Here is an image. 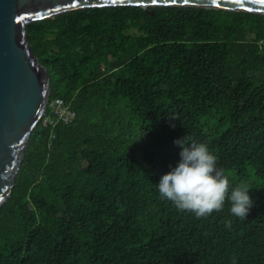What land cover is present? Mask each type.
<instances>
[{"label":"trees","instance_id":"obj_1","mask_svg":"<svg viewBox=\"0 0 264 264\" xmlns=\"http://www.w3.org/2000/svg\"><path fill=\"white\" fill-rule=\"evenodd\" d=\"M25 31L48 98L75 118L30 134L0 206V264H264V16L97 7ZM185 136L235 172L230 191L248 185L246 220L227 199L198 218L161 197Z\"/></svg>","mask_w":264,"mask_h":264},{"label":"water","instance_id":"obj_2","mask_svg":"<svg viewBox=\"0 0 264 264\" xmlns=\"http://www.w3.org/2000/svg\"><path fill=\"white\" fill-rule=\"evenodd\" d=\"M113 6L203 7L264 16V0H0V206L10 195L50 93V76L26 40L25 25L73 10Z\"/></svg>","mask_w":264,"mask_h":264},{"label":"clouds","instance_id":"obj_3","mask_svg":"<svg viewBox=\"0 0 264 264\" xmlns=\"http://www.w3.org/2000/svg\"><path fill=\"white\" fill-rule=\"evenodd\" d=\"M181 151L180 160L157 184L162 198L174 203L179 210H187L196 217H207L222 210L226 199L231 202L230 212L246 220L253 201L246 183L229 190V179L217 170L215 155L204 143H196L190 137L174 141ZM231 227V221L226 223Z\"/></svg>","mask_w":264,"mask_h":264},{"label":"built area","instance_id":"obj_4","mask_svg":"<svg viewBox=\"0 0 264 264\" xmlns=\"http://www.w3.org/2000/svg\"><path fill=\"white\" fill-rule=\"evenodd\" d=\"M75 118V112L72 110L70 103L60 97L47 99L45 110L40 118L39 123L42 127L48 128L49 139L54 138V128L59 124H68Z\"/></svg>","mask_w":264,"mask_h":264},{"label":"rangeland","instance_id":"obj_5","mask_svg":"<svg viewBox=\"0 0 264 264\" xmlns=\"http://www.w3.org/2000/svg\"><path fill=\"white\" fill-rule=\"evenodd\" d=\"M248 173L250 174V171H249V170H248ZM234 175H235V172H228L225 176H226L227 178L232 179V178H234Z\"/></svg>","mask_w":264,"mask_h":264}]
</instances>
